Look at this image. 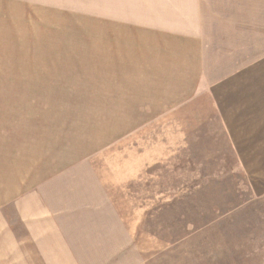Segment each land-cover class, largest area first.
I'll return each instance as SVG.
<instances>
[{
    "label": "rangeland",
    "instance_id": "1",
    "mask_svg": "<svg viewBox=\"0 0 264 264\" xmlns=\"http://www.w3.org/2000/svg\"><path fill=\"white\" fill-rule=\"evenodd\" d=\"M207 1L190 41L200 56L184 57L200 92L133 128L120 103L130 97L109 94L126 81L110 77L119 56L143 54L118 45L143 46L142 33L0 0V162L82 168L129 229L72 264H264V91L248 104L254 90L239 76L264 56V0Z\"/></svg>",
    "mask_w": 264,
    "mask_h": 264
},
{
    "label": "crops",
    "instance_id": "2",
    "mask_svg": "<svg viewBox=\"0 0 264 264\" xmlns=\"http://www.w3.org/2000/svg\"><path fill=\"white\" fill-rule=\"evenodd\" d=\"M15 1H23L21 6L26 8H43L47 15L51 7L79 9L96 17V31L143 34V46L130 39L118 44L141 46L144 51L119 56L127 70L115 66L110 77L126 81L122 88H113L119 91L112 89L109 94L130 97L121 98L120 103L130 105L133 128L200 92V70L185 71L184 57L200 56L190 41L201 31L195 22L209 15L207 0ZM246 70L239 71L240 85L254 90L248 104L259 105L263 103L259 99L264 91V56H255ZM38 158L15 166L0 162L1 264H72V258L85 254L88 247L99 249L102 241L119 243L121 235L128 236L125 220L100 181L91 179L94 176L84 178L82 168L51 175V167L40 166Z\"/></svg>",
    "mask_w": 264,
    "mask_h": 264
}]
</instances>
